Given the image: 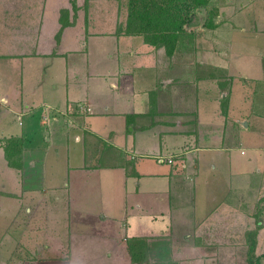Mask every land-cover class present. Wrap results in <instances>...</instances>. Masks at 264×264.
I'll return each instance as SVG.
<instances>
[{"label":"crops","instance_id":"1","mask_svg":"<svg viewBox=\"0 0 264 264\" xmlns=\"http://www.w3.org/2000/svg\"><path fill=\"white\" fill-rule=\"evenodd\" d=\"M75 1L73 20L71 0H0V170L9 186L5 193L19 195L13 217L18 229L3 256L6 263H13L12 252L19 250L23 253L16 259L24 264H71L72 259L116 264L111 260L117 254L128 256L126 241L133 237L197 234L216 219L218 229L230 233L229 221L238 216L249 223L254 219L252 262L264 264V99L258 96L264 93V0L218 4L216 27H205L204 19L188 25L199 51H176L163 63L162 52L152 45L143 44L141 50L134 46L138 35L116 33L117 22L126 17L120 0ZM107 1L118 5L111 31L117 44L109 53L110 64L97 65L102 60L99 45L92 50L87 39L101 37L94 9ZM61 9L73 22L57 36ZM236 39L238 52L230 45ZM194 55L199 59L190 60L192 64L173 60ZM214 87L223 91L215 102V112L223 116L215 117L217 129L207 137L202 123L211 109L200 104L199 96ZM227 94L224 115L220 100ZM93 111L118 113L123 122L100 131L80 120ZM37 112L47 126L62 115L69 138L70 128L82 126L75 133L82 144L75 162L67 149L64 163L57 168L52 163L58 179L51 177L50 182L45 177L52 176V168L47 171L48 148L41 159L27 154L33 132L29 115ZM10 115L25 116L26 125L24 120L11 121ZM10 135L24 138L20 168L9 165L4 156L1 138ZM115 135L121 143L115 142ZM212 140L216 143L209 144ZM158 154H174V160H160ZM27 167H41L40 185L24 184ZM106 177L107 187L114 188L111 195L101 189ZM61 186L70 188L67 194L58 192ZM201 186L203 205L198 199ZM232 198L240 206L235 207ZM252 202L250 214L245 208ZM58 203L64 205L58 208ZM72 248L90 255L72 257ZM198 248L173 239L180 264H203L204 257L187 255L199 254Z\"/></svg>","mask_w":264,"mask_h":264},{"label":"rangeland","instance_id":"2","mask_svg":"<svg viewBox=\"0 0 264 264\" xmlns=\"http://www.w3.org/2000/svg\"><path fill=\"white\" fill-rule=\"evenodd\" d=\"M227 1L228 0H212V2H215L219 5H221L222 3L227 2ZM120 3L124 4L125 0H120ZM117 7H118V5H117L116 1H107L106 6L104 4H102L100 6H97V8L94 9L97 13V18L100 21V23L99 24L97 23L95 25V27H98V29L101 31L99 33V35L101 37L100 38H94V39H90L88 37L87 42H88V46L92 47V50H93V47L96 43H98V45H99V48H100V55L99 56H102V60L97 65H102L105 62H108V64H110V62H111L112 57L109 55V53L113 52V48L116 46L115 44H117L113 40V37L111 36V31L114 30L115 19H116V14H117V12H116ZM197 11H199V12L197 13L196 17L193 18V20L195 23H197L196 25H199L200 19H201V21H203V19H205L206 11H204V9H201V8H199ZM122 14H123V11H121L120 15H122ZM197 16L200 18H198ZM195 23H193V24H195ZM186 26H187V30H188V28H189L188 24H186L185 27ZM235 31L237 32V30H235ZM136 38L138 41H137V43H134V46L138 47L137 48L138 50H141L140 49L141 45H143V44L147 45V43H144L143 41H141L139 35L136 36ZM196 44H197L196 38H193V43H192L190 48H185L183 50L178 49L177 51H193V52H196L197 50L199 51V49H200L199 43H198L199 48ZM230 45L237 52L240 50L239 49L240 43L237 39L233 40ZM121 46H122V42H120V47ZM192 47L194 49H192ZM153 48H154V46H153ZM154 49H156V48H154ZM158 50H159L158 52H162V54L159 57H160L161 63H163L164 59L168 58V56L164 53V49L162 47L159 48ZM197 59H199V58H197L196 55H194L193 57H191L188 60L185 58H177L176 56L173 57V60L181 61L182 64H185L184 62H186V61L188 62V64L189 63L192 64L193 62L190 60L194 61ZM11 79H12V76H11ZM222 93H223V91L219 93V92H217V89L214 87V89L212 90V93L209 91L208 95L206 93H201L199 96L200 104L208 105L209 109H211L210 115H209V112L206 113V116L209 115L208 116L209 119L206 121H203V123H202V130L204 132V135H206L207 137L209 135L211 136L214 133V130L217 129V126L215 125L216 124L215 117H217V115H219L221 113L215 112L216 107H217L215 102L219 100ZM258 96H260L261 100L264 99V93H261ZM234 99H236V98H234ZM243 108H245V107H243ZM96 112L97 111H93L92 113L85 114L82 116V119H80V120H82V123H83V121L88 122V124H90L92 128L95 127L96 129H98L100 131H105L106 129L103 130V128L106 126L108 127V129L109 128L116 129L118 127V125H120L123 122V118L118 113H113V114L109 113L108 116H106L104 114L102 115V114H98ZM236 114H237V116H240V113L237 111H236ZM224 115H226V114H224ZM29 117L32 118L29 127H31L30 129H32L33 132H32L31 140L28 141V144H27L28 145L27 154H32L33 156L37 157V159H41V158H43V156L45 154V149L48 148L49 154L47 155V161H46L48 163V166H47L48 173L51 171L52 163L55 165L56 168L58 166V163H64V161L66 159L67 149H70L69 150L71 153L70 161L75 162L74 154H75V152L80 151V148L82 145L80 139H78V137H80V136L78 134L76 136L75 133L81 132V130H80L82 127L81 124L77 125L75 129L70 128L71 135L69 138L67 136L68 129L65 127V122H64V118L62 117V115H59V117H56V118H51L48 126L41 123V121L39 119V112L35 113L33 116L29 115ZM24 118H25V116H23V115L21 117L16 116V115L13 117L12 115H10V120L16 122V124L20 120L21 121L24 120L25 125H26L27 119L26 118L24 119ZM47 128H49V129H47ZM247 131L250 133L254 132L253 129H249ZM155 136L157 137L155 140L156 141L159 140L158 139V137H159L158 132H157V134H155ZM114 137L117 138L116 135ZM167 138L169 139V135H167ZM209 138L212 139V137H209ZM105 139H106V142L109 143L110 139H107V138H105ZM115 142L121 143L118 138L115 140ZM211 143H216V142H214L212 140V142H209V144H211ZM103 147L106 148V145H104ZM56 153H57V155H56L57 159H55V162H54L53 156H55ZM150 153H154V152H150ZM132 154L133 153H131V157H132ZM159 155H163V154H159ZM199 155H202V153L200 152ZM39 165L41 166L40 163H39ZM12 171H14V168H12ZM13 175H14V173H13ZM51 175L52 176H50V177L45 176L46 179L48 180V182H50L51 177L58 179V177H55V175H54V169L53 168L51 171ZM42 176H43V173H42L41 167H39V168L27 167L25 169L24 176H23L24 184L26 185L28 183L32 186L40 185ZM218 177H219L218 175L215 176V178H218ZM84 179H86V178L84 177ZM107 180H108V177H106L105 179L102 180L101 189H102V192L104 193V195L107 194L108 192H111L110 193V195H111L113 192L112 190H114V188H112V186H110V188L107 187ZM212 180H214V179H212ZM99 181H100V177H99ZM110 185H112V184H110ZM201 187L202 188H201V190H199L198 199L200 200L201 205H203V203H204V200H203V195H204L203 189L204 188L203 187L204 186H201ZM8 188H9V186L7 185L5 176H3V171L0 170V264H7L6 261L4 260L5 257H3V256L8 251L7 247H9L10 244L13 243V241L11 239H13L15 236L14 231H16L18 229V228L16 229L15 219H13V217H14L15 208H17L18 204H19V195L14 196L12 194H6L5 191H9ZM69 189L70 188H68V187L61 186L59 188L58 192L61 194L62 193L67 194V191ZM219 190L223 191L224 188L222 187ZM110 195L108 197V200L110 199ZM219 195H222V192H220ZM118 201H119V198L117 199V203H118ZM231 203L235 207L240 206L239 201L236 198H232ZM114 204L116 205L115 201H114ZM60 205H64V204L58 203V208ZM245 209H246V211H248L251 214V212H254L255 203L254 202L249 203V205L246 206ZM11 215H12V218H11ZM235 215H237V214H235ZM247 221L248 220L244 221L243 219L239 218L238 216H233L229 221L230 222L229 231L231 230L230 233L219 230L218 228H220L221 224H220L219 219H216L215 221H212L211 223H209L208 227L204 226L203 227L204 229H200V233H197V234L182 235V237L181 236L172 237L171 235L170 236L167 235V237H166V235H158V236L148 237L149 239L147 238V236H145L144 238L143 237H135V238H141V240L143 241L142 243H137V244H135L136 243L134 241L135 239H133V240L128 239L126 241L127 242V249H128V253H129L128 256L124 257L122 254H117L116 258L112 259L111 262L116 263V264H151L153 261L156 260V258H158L157 257V255H158L157 251L159 250V248H164L166 246H169L171 249L170 257L171 258L173 257L172 259L176 260L178 262V264H180L179 260L181 258L180 259L176 258V256H174L173 250H172L173 249V239L178 238L185 245H188L190 243V244H196L200 247V248H198L199 254L189 251V252H187V255L191 256V257H196V258H201V257L203 258L204 257V261H202L203 264H254L248 258V257H250L248 246H249L250 240L252 239V236L248 232L251 229H254L256 231V227L254 225V219L250 220L252 223H249V221L248 222ZM200 222L201 221H199L198 223H200ZM240 222H242V223L240 224ZM202 230H204V231L208 230V234H207V232L206 233H204V231L202 232ZM5 232H6V235H3V234H5ZM198 232H199V230H198ZM122 234H123V232L121 230V232L119 234L120 239L122 237ZM152 237H155V238H152ZM121 241H123V240H121ZM255 241H256V236H255ZM147 242H148V244H147ZM121 245H123V242L121 243ZM143 250L147 252L146 255H144ZM65 251H67L66 248H65ZM71 251H72L71 252L72 257L82 258V257H86V256L90 255L89 253H83V250H78V251L74 250V248H72ZM21 253H23V252L19 251V250L18 251L14 250L12 252V255H14L13 256L14 262L13 263L8 262V264H24L22 261H19L18 259H16V256H20ZM84 255H86V256H84ZM134 256H136L137 260H139L140 263H137V262L134 263L133 262L132 259ZM252 256L254 258L255 253L252 254ZM168 257H166L167 260H168ZM189 258L190 257H187L186 259H189ZM253 261H254V259H253ZM25 264H32V262L29 261V263L27 262ZM71 264H87V263H85V261L83 259H82V261L72 259ZM90 264H93V263H90ZM102 264H107V262H102ZM186 264H189V263L187 262ZM190 264H192V263H190Z\"/></svg>","mask_w":264,"mask_h":264},{"label":"trees","instance_id":"3","mask_svg":"<svg viewBox=\"0 0 264 264\" xmlns=\"http://www.w3.org/2000/svg\"><path fill=\"white\" fill-rule=\"evenodd\" d=\"M71 3L74 11V20L77 5L75 0H71ZM124 4L126 17L124 22H117L116 33L141 35L145 43L154 46L156 49L162 47L168 57H171L178 49L183 50L191 47L195 33L193 30H187L185 25L192 23L199 8L204 7L206 9V17L203 22L205 27L214 28L217 25L214 18L218 14L219 8L218 4L212 2V0H125ZM66 12V9L60 10L59 19L61 26L56 34L57 36L65 25L73 22V20L65 19L64 15ZM227 105L228 94L220 100L223 114L227 113ZM1 141L8 164L20 168L22 166L24 138L21 135H10L1 138ZM248 233L252 236L248 246L249 260L252 262L256 232L251 229ZM133 239H135V244L143 242L141 238L133 237ZM144 250V255H146L147 252ZM157 254L158 258L152 263L150 262L151 264H178L176 260L172 259L173 257H170L171 249L169 246L159 248ZM166 257H168V260ZM132 260L134 263H140L136 256ZM254 264H260L259 260H256Z\"/></svg>","mask_w":264,"mask_h":264},{"label":"built area","instance_id":"4","mask_svg":"<svg viewBox=\"0 0 264 264\" xmlns=\"http://www.w3.org/2000/svg\"><path fill=\"white\" fill-rule=\"evenodd\" d=\"M157 158L160 160H166L167 162H173L174 160V154L169 155H157Z\"/></svg>","mask_w":264,"mask_h":264}]
</instances>
